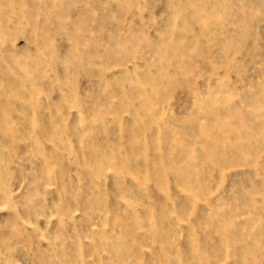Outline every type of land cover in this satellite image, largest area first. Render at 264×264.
Returning <instances> with one entry per match:
<instances>
[{"label":"rangeland","instance_id":"obj_1","mask_svg":"<svg viewBox=\"0 0 264 264\" xmlns=\"http://www.w3.org/2000/svg\"><path fill=\"white\" fill-rule=\"evenodd\" d=\"M0 264H264V0H0Z\"/></svg>","mask_w":264,"mask_h":264}]
</instances>
